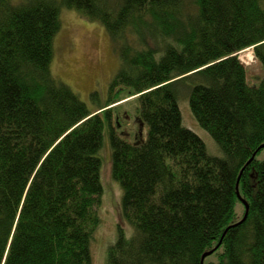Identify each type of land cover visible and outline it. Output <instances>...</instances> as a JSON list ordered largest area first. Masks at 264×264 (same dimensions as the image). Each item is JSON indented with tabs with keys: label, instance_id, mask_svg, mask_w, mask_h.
<instances>
[{
	"label": "trees",
	"instance_id": "16d2710c",
	"mask_svg": "<svg viewBox=\"0 0 264 264\" xmlns=\"http://www.w3.org/2000/svg\"><path fill=\"white\" fill-rule=\"evenodd\" d=\"M63 7L100 20L119 58L95 109L52 71ZM249 47L264 71V0H0V264H94L106 126L123 222L104 264H264ZM184 92L220 155L183 126ZM122 113L146 134H118Z\"/></svg>",
	"mask_w": 264,
	"mask_h": 264
},
{
	"label": "rangeland",
	"instance_id": "374dc122",
	"mask_svg": "<svg viewBox=\"0 0 264 264\" xmlns=\"http://www.w3.org/2000/svg\"><path fill=\"white\" fill-rule=\"evenodd\" d=\"M61 20L62 25L54 38L53 74L68 83L91 109H95L106 102L110 81L119 68V58L114 44L100 20L91 19L76 9L63 7ZM239 57L247 67L248 81L252 84L258 83L264 71L255 57L253 47L242 50ZM180 105L184 107L181 109H184V119L189 127L203 138L211 154L220 155L221 151L213 137L195 119L187 97L182 99ZM121 120L123 125L119 129L115 117L112 122L118 134L130 140H134V133L146 134L145 125H136L123 113ZM103 140L105 147L102 149L104 160L101 180L104 192L99 206L102 222L92 242L94 264H104L107 243L116 238L118 223L123 222L121 213L123 189L112 175V148L108 126L105 127ZM258 156L264 158V149ZM127 232H131V227Z\"/></svg>",
	"mask_w": 264,
	"mask_h": 264
},
{
	"label": "bare ground",
	"instance_id": "6f19581e",
	"mask_svg": "<svg viewBox=\"0 0 264 264\" xmlns=\"http://www.w3.org/2000/svg\"><path fill=\"white\" fill-rule=\"evenodd\" d=\"M184 95H185V96L187 97V99H188V93H187V92H184L183 94L180 93L179 96H178V101H180L179 104H181L182 99H186V97H185ZM181 107H183V105H180V108H181ZM183 108H184V107H183ZM183 108L181 109V119H182V124H183V126H185L186 128L192 130V128L189 127V124H187L186 121H185V119H184L185 116H184V109H183ZM185 123H186L188 126L185 125ZM253 157H254V156H253ZM253 157H252L251 159H253ZM246 201H247V200H246ZM245 206H246V205H245ZM220 244H221V243H218L213 249H217V248L220 246ZM205 253H206V252H205ZM205 253H204V254H205ZM204 254H203V256H204ZM203 256H202V264H204V260H205L206 256H208V255H206L205 257H203Z\"/></svg>",
	"mask_w": 264,
	"mask_h": 264
},
{
	"label": "water",
	"instance_id": "95a60500",
	"mask_svg": "<svg viewBox=\"0 0 264 264\" xmlns=\"http://www.w3.org/2000/svg\"><path fill=\"white\" fill-rule=\"evenodd\" d=\"M262 147H264V144L261 145L260 148H262ZM239 182H240V177L238 178V182H237L238 193H239ZM244 203H245V205H246V212H245V215H244V217H243V219H242L241 221H243V220H245V219L247 218V216H248V211H249V203H248L246 200H244ZM211 252H212V250H211V251H207V252L204 254L203 257H205L206 255L210 254Z\"/></svg>",
	"mask_w": 264,
	"mask_h": 264
}]
</instances>
